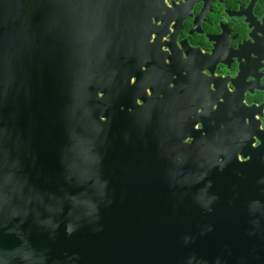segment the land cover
I'll list each match as a JSON object with an SVG mask.
<instances>
[{
	"label": "water",
	"instance_id": "95a60500",
	"mask_svg": "<svg viewBox=\"0 0 264 264\" xmlns=\"http://www.w3.org/2000/svg\"><path fill=\"white\" fill-rule=\"evenodd\" d=\"M138 42L133 0H0V264H264L263 148L155 135Z\"/></svg>",
	"mask_w": 264,
	"mask_h": 264
},
{
	"label": "flooded vegetation",
	"instance_id": "af4514ba",
	"mask_svg": "<svg viewBox=\"0 0 264 264\" xmlns=\"http://www.w3.org/2000/svg\"><path fill=\"white\" fill-rule=\"evenodd\" d=\"M134 35L133 108L144 100L153 133L162 125L164 141L183 143L199 171L218 169L224 157L257 158L264 0H133Z\"/></svg>",
	"mask_w": 264,
	"mask_h": 264
}]
</instances>
